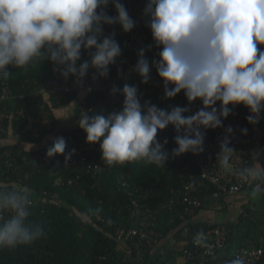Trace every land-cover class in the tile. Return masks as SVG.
I'll list each match as a JSON object with an SVG mask.
<instances>
[{"label": "clouds", "instance_id": "1", "mask_svg": "<svg viewBox=\"0 0 264 264\" xmlns=\"http://www.w3.org/2000/svg\"><path fill=\"white\" fill-rule=\"evenodd\" d=\"M109 4L114 5L116 16L105 11ZM145 11L155 44L162 46L160 59L152 66L163 78L165 97L173 98L183 90L190 104L200 99L204 107L186 116L189 107L175 106L168 111L147 101L142 105L137 86H114L112 93L122 92L124 96L121 111L107 116L81 112L79 119L87 142H99L102 158L109 166L137 161L165 164L169 154L157 133L169 125L177 132L174 156L202 153L206 135L202 129L223 127L222 118H227L232 108L239 104L248 107L251 115L247 120L253 124L264 111V50L258 47L264 45V0H148ZM117 23L125 32L135 26L120 0H0V80L10 77V65L27 70L44 60L53 62L54 71L65 79L71 74L82 82L90 67L106 78L122 49L114 32L104 35L103 25ZM82 49L90 51L91 59L77 67ZM134 70L143 83L151 79L144 49L139 51ZM233 131L231 126L226 129L228 134ZM242 132L246 134L247 129ZM229 144L226 135L220 144L218 164L231 172L236 150ZM65 149L66 140L61 136L46 154L51 158L64 154ZM235 175L255 185L253 200L264 192V167L254 163L236 170ZM32 197L26 187L0 189V249L31 244L45 235L44 229L29 219ZM194 243L204 246L202 232ZM225 264L245 261L237 256Z\"/></svg>", "mask_w": 264, "mask_h": 264}, {"label": "trees", "instance_id": "2", "mask_svg": "<svg viewBox=\"0 0 264 264\" xmlns=\"http://www.w3.org/2000/svg\"><path fill=\"white\" fill-rule=\"evenodd\" d=\"M120 2L125 5L130 17L135 21V26L131 31L125 32L118 23L103 25L104 35L114 32V38L122 49V55L117 58L116 63L109 66L108 77H102L110 90L97 91L96 94L87 91V94L83 93L87 95L86 98L82 96V91H78L69 94L61 104H55V108L80 96L75 110L78 120L83 105L89 108L86 112L89 116H107L115 112V105L121 96L124 97L122 92L113 94L111 90L114 86L122 89L120 84L127 76L125 84L137 86L138 89L148 86L157 88V93L146 99L150 104L168 111L175 106L189 107L191 110L185 115L194 114L202 101L197 99L190 104L183 90L173 98H166L163 78L152 66L154 60L160 59L162 46H156L148 26L150 17L145 11L148 0ZM105 11L110 16L117 15L112 4H109ZM139 31L144 34L142 44H139L142 36ZM136 44L145 50V57L151 66V79L148 83H143L142 77L135 72V67L128 66L126 62L130 57L133 63L137 64L139 51L133 49ZM258 47L264 50V45ZM90 59V51L82 49V57L77 62V67L84 60ZM55 67L50 60L38 61L27 70L8 66L10 77L0 80V86L5 81L9 82L13 93L17 95V98L8 104L9 107L15 111L21 107L36 110V103L40 102L43 96H34L30 93L31 90L50 88L63 80L69 82L75 77L70 74L65 79L59 71H54ZM89 73L92 75H88ZM88 74L83 79L86 85L92 82L94 75L98 76L96 70L91 67ZM6 123L7 132L0 140V186L1 183H7L8 188L4 190H12L18 182V190L26 187L32 191L33 200H38L39 204L32 206L29 219L40 225L45 235L31 244L20 245L14 249H0V264H193L179 260L181 251L174 244L179 237L182 220L178 217V212L170 208L169 200V197L174 195L173 188H179L183 179L188 178L190 173L200 179L197 169L187 156L178 163L160 166L144 161L113 166L104 162L103 169L97 173L88 172L78 164L74 166L69 159L66 160L64 154L36 165L35 153L41 148L27 150L3 142L9 135L17 133L22 134L31 143L46 139L43 147L49 148L53 145L56 129L51 132L44 130L40 139L33 140L28 138L21 118L14 115L13 120ZM75 130L83 129L78 126L69 131H62L70 135ZM174 137V134H167L159 140L164 144L169 156ZM260 143L259 167H264V130ZM243 148L246 149V146ZM251 159L253 160L252 155ZM21 176L23 179L20 181L18 178ZM254 186L250 184L244 191L247 201L242 206L246 214L237 212L235 220H226L230 230L229 251L240 246L257 245L264 233V192L253 200L251 191ZM203 188L201 198L204 209L216 211L223 205V209L230 210L232 203L215 197L213 185L206 183ZM135 200L138 205L134 203ZM148 209L150 211H147ZM150 213L156 216L155 229L162 233L159 243L149 245L145 239L140 241L139 236L126 238L125 234L120 233L121 229H143L141 221L144 217L151 218ZM193 228L204 229V222L200 218L195 220Z\"/></svg>", "mask_w": 264, "mask_h": 264}, {"label": "built area", "instance_id": "3", "mask_svg": "<svg viewBox=\"0 0 264 264\" xmlns=\"http://www.w3.org/2000/svg\"><path fill=\"white\" fill-rule=\"evenodd\" d=\"M140 16V15H139ZM140 34H142L139 31ZM144 41V34L139 39V44ZM139 44L133 46V49L140 51L142 49ZM144 48V47H143ZM127 65L135 67L136 63H133L130 57L127 58ZM88 75H92L89 73ZM90 84L80 82L75 76L72 80L57 83L50 88H41V90L33 89L30 93L34 96L42 95L43 99L36 103V110H28L25 107L12 110L8 104H10L17 95L13 93L9 82L5 81L0 86V140L7 132V121H12L14 115L22 119V123L27 130V136L30 139L38 140L41 138L42 131L51 132L56 129L55 138L64 137L66 140V149L64 156L66 157L73 149L75 152L71 155L70 161L74 166L80 165L88 172H100L103 169L104 160L102 158V150L99 142L90 143L87 142V133L84 130L73 131V133L66 134L60 129L55 127L56 115L55 104H61L64 99L69 95L78 91L87 94L89 89L96 94L97 91H109L108 83L104 78L96 76ZM127 80V76L124 77V86ZM112 82L110 83V85ZM85 91V92H84ZM157 88L148 86L138 89V95L140 102L143 105L149 96L157 93ZM84 95L86 98L87 95ZM24 96V95H22ZM94 97V96H93ZM95 98V97H94ZM124 97L118 100V104L115 105V112L123 109ZM85 103V102H84ZM83 103V104H84ZM203 104L199 105L201 109ZM216 107L219 109L220 102H217ZM229 107H232L229 105ZM88 107L83 105L81 112H87ZM198 109V110H199ZM251 115L250 109L243 104H239L232 108L231 114L227 118H222L223 127L216 129H207L202 131L206 132L204 140V151L199 154H193L191 152L184 153L179 156L172 154V149L178 147L173 140L171 155L166 161V165L172 162L178 163L183 157L187 156L189 161L197 169L200 175V179H196L193 173H190L188 178L183 179L179 188H173L174 195L169 197L170 208L176 210L178 217L182 220V227L179 233V237L176 239L175 246L181 251L179 260L181 262H193V264H225V261L235 259L237 256L245 261V264H264V233L260 236L257 245L253 246H240L231 251L228 250L230 230L226 221L220 220H207L204 221L205 228L202 230H195L194 222L198 219V215L203 206V200L201 194L204 191L203 186L209 183L215 187L214 195L219 200L233 203V207H237L238 214L244 213L245 209L242 205L236 203L237 196L243 193L250 184L244 183L238 179L235 175V171L253 164L251 155L247 149L243 148L257 133L262 120L264 118V111L261 112V119L258 123L253 124L247 120V117ZM228 126L233 128V133L228 134L226 129ZM242 129H247V133H243ZM167 134L177 135V132L173 125L167 126L164 130H158L157 138L163 137ZM228 135L230 138V147H233L236 152L232 158V171H225L218 164V153L221 151L220 144L224 137ZM76 144V145H75ZM47 149L41 147V149L35 153V164H41L43 162L51 161L57 158L61 154H57L54 157L47 156ZM164 165V164H162ZM28 177V174H26ZM20 181L23 177L18 178ZM0 188H8L7 183H1ZM18 182L13 187L17 189ZM134 203L138 205V201ZM39 204L38 200H33V205ZM147 211H150L149 209ZM151 218L144 217L141 221L143 229L129 228L119 230L121 234H125L126 238H135L139 236L140 241H144L149 245H154L161 241L162 233L155 229L156 216L154 213H150ZM237 216V215H236ZM204 234V246H198L194 243V238L198 233ZM140 241H137V243Z\"/></svg>", "mask_w": 264, "mask_h": 264}, {"label": "crops", "instance_id": "4", "mask_svg": "<svg viewBox=\"0 0 264 264\" xmlns=\"http://www.w3.org/2000/svg\"><path fill=\"white\" fill-rule=\"evenodd\" d=\"M82 96H83V94H82ZM79 101H80V96L74 98L71 102H69L67 104L65 103L64 105H61L55 109L57 128H59L60 130H63L65 128H69V127H72L73 125H75V123L73 122L72 116H73V110L76 108ZM69 106H71V107H69ZM74 121H77L76 125H79V120L77 119V116H76V119ZM76 125L74 127H76ZM263 130H264V118L262 120V123H261L257 133L246 144V149L252 155L253 158H254V154H255L256 161L252 160V162H253V164L255 163L258 167L260 164L259 161L261 160V153H260L261 152V149H260L261 143L260 142H261ZM44 143H46V139H43L42 141H38L36 143L35 142L31 143L30 141L25 139V137H23L22 134L20 135L17 133H13V134L9 135L6 139V141L3 142V144H15L17 146L24 147V149H27V150L39 149V148L43 147ZM245 198H246V195L243 192L237 196L236 203L239 205H242L244 202L247 201ZM220 206L218 208L219 210H216V211L206 210L202 207V209L199 212L198 219L200 218L201 221H203V222L207 221V220H216V219H212L211 213H214V212L217 213L218 211H225L226 210V209H223L224 208L223 205L221 206L222 208ZM232 207L233 206L231 205L230 210L227 213L225 221L226 220H235V217L237 215L236 214L237 210H233V212L231 213ZM233 208H235V207H233Z\"/></svg>", "mask_w": 264, "mask_h": 264}, {"label": "rangeland", "instance_id": "5", "mask_svg": "<svg viewBox=\"0 0 264 264\" xmlns=\"http://www.w3.org/2000/svg\"><path fill=\"white\" fill-rule=\"evenodd\" d=\"M69 107H71V106H69ZM75 110H76V108L73 110V122L75 123V125L77 124V121H74L75 119H76V113H75ZM75 125H73L72 127H69V128H65V129H63V130H67V131H69V130H71V129H73V128H78V126L79 125H76V127H74ZM56 127H57V125H56ZM57 129H59V128H57ZM43 146H44V144H43ZM221 207V206H220ZM222 208V207H221ZM236 208L237 207H235V208H231V213L233 212V210H236ZM229 212V210H225V211H218L217 213L216 212H214V213H211V217H212V219H216V220H220V221H225V219H226V216H227V213ZM175 245V244H174Z\"/></svg>", "mask_w": 264, "mask_h": 264}]
</instances>
